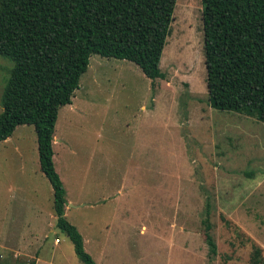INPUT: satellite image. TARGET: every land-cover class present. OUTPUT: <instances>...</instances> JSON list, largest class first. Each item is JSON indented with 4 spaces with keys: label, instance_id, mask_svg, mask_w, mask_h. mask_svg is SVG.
Returning <instances> with one entry per match:
<instances>
[{
    "label": "rangeland",
    "instance_id": "rangeland-1",
    "mask_svg": "<svg viewBox=\"0 0 264 264\" xmlns=\"http://www.w3.org/2000/svg\"><path fill=\"white\" fill-rule=\"evenodd\" d=\"M11 66L0 56V98ZM160 69L152 81L90 57L54 130L67 221L97 264H249L254 246L264 260V124L210 106L201 0H176ZM52 204L34 127L20 125L0 142L1 260L82 264Z\"/></svg>",
    "mask_w": 264,
    "mask_h": 264
},
{
    "label": "trees",
    "instance_id": "trees-1",
    "mask_svg": "<svg viewBox=\"0 0 264 264\" xmlns=\"http://www.w3.org/2000/svg\"><path fill=\"white\" fill-rule=\"evenodd\" d=\"M206 87L210 106L264 124V0H201ZM176 0H0V56L12 63L0 105V142L32 125L40 171L52 188L55 226L82 264H97L65 217V189L53 163L58 111L72 103L92 55L136 64L152 81ZM210 256L216 245L206 218ZM0 264H33L10 262ZM249 264H264L253 247Z\"/></svg>",
    "mask_w": 264,
    "mask_h": 264
}]
</instances>
